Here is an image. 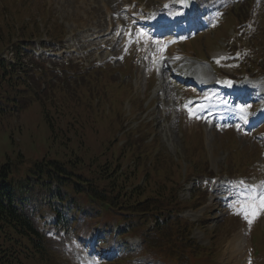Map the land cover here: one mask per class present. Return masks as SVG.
Wrapping results in <instances>:
<instances>
[{"label": "rangeland", "instance_id": "1", "mask_svg": "<svg viewBox=\"0 0 264 264\" xmlns=\"http://www.w3.org/2000/svg\"><path fill=\"white\" fill-rule=\"evenodd\" d=\"M161 1L163 0H0V15L5 19L6 17L9 19L10 15L7 9L10 8L20 22L29 9L32 8L38 23L37 29L32 30L33 36L30 37L33 44L34 42H39L40 45L45 43L55 46L57 40L52 39L53 33L56 31L55 38H57V34L61 33L60 29H64L66 37L63 39L62 45L58 44V47L63 48L65 52L55 56V58L59 59L63 58V56H74V54L70 53V50L73 44L75 48L78 47L75 43L78 42V39L75 41L77 34L102 35L101 39H96L92 42V45L97 48L102 44V39L108 38L109 34L116 40L114 46L118 39L120 40V48H116V51L125 55V58L128 57L129 61L132 58L131 63L128 61L126 65H123V61L119 60L113 62L112 65H99L104 61V56L87 59L85 55L88 52L78 50L81 57L80 60L85 64H80V66L87 68L83 73V77L69 79L60 83V86L65 90L49 88L47 91L42 92L40 88L45 107L55 106V104L59 103H79L81 97L72 85L88 83L84 85L82 90V94H86L93 89H100L98 80L101 78L103 80L102 88L110 96L107 99L104 97V101H98L99 108L95 112H93L94 106H89L93 115L99 118L98 121L107 127L111 123L110 117L115 114L113 106L117 105V100L121 95L119 90L112 88L111 85L120 87L121 92L124 89L123 94L127 95L124 98L123 95L121 96L124 99L122 107L124 111L123 117L126 120L123 122L122 132L114 133V127L111 124L110 127L113 134L120 138L123 132H129L135 138L147 140V142L154 141L155 147L157 145L159 147L158 151L161 157L163 158L164 155L169 157L170 166L181 164V176L180 178H175L178 179V184L176 189L173 190L176 197L172 200L170 208L179 209L183 207L189 209L183 216L188 217L191 222L197 221L203 214L205 215V219L199 225V229L194 227L191 230L190 238L194 239L193 247L209 244L206 247L209 249L211 244L215 246L222 240L225 244L218 253L220 257L219 264H244L247 260V250H251L249 229L255 225L259 217L256 216L253 223L249 225L241 213L238 215L237 213H232L236 206L231 205L230 201H222L225 196L224 193L220 196H217L218 192L211 193L210 196L207 195V198H205L200 193L194 194L195 190L196 192L199 191L197 190L199 189L198 186L194 187V184L201 179L198 176L204 173L208 177H218L216 174L224 175L226 173L235 176L237 174L236 166H233V168L230 166L237 160L232 159L233 156L230 155V150L236 144L241 150L252 156L250 161L254 162L252 166H249V162L247 164L245 160H242L245 164L241 168L248 169L251 167L249 169L251 177H253V173L257 177L259 176L261 180L257 183V186L264 187L263 175H259L264 170L258 167V165L264 166V156L261 155V149L264 148V117L262 116L264 112L259 106L261 99L258 98L255 103H251L257 104L259 109L252 108L243 112L249 113L245 126L241 125L240 110H229L224 107V105L227 106V103L223 100L222 94L220 95L221 103L220 101L212 102L213 97L214 100L219 99L217 92L211 90L212 87H216L218 84L217 76L215 69L212 68L208 61L206 63L204 58L209 55L211 59L218 60L226 55L224 50L226 42L224 41L220 42V47L214 50L216 47L215 42L219 37H222L223 40L225 39L227 30L225 23L204 31L200 35H195L192 40L185 33L176 37L179 42L176 41V43L173 42L171 44L168 43L171 39L153 37L154 41H151L149 38H144L145 35L141 33L151 35V29L136 25L137 21H135L134 16H139L136 14L139 13L141 6L144 8L148 7V9L154 7L160 9L159 3ZM179 3L180 0L176 1L172 6H162V14L168 15L170 13L173 17L179 15L186 19L190 13L180 9ZM186 3L187 7L191 6V13L196 12L200 8L199 0H187ZM234 9L236 7L233 0H209L207 6L201 9L203 13H198V15L202 14V17H198L196 20L189 18V22L193 23L192 30L195 31L198 28H202L197 25L199 21L208 24L213 20L209 27L211 28L218 19V14L222 15L224 12H231ZM106 10H109L111 14ZM148 20L144 18L145 24L150 26ZM9 24L8 22L0 21V53L3 52L6 48V43H9L15 34L10 29L9 35H5ZM185 24H187L186 21H181L178 25L182 26ZM120 25H123L124 29H121ZM168 26L171 28V24ZM52 27H54L55 31ZM146 30H149V32ZM121 31L124 33V38L121 35ZM126 33L128 34L127 39H125ZM181 40H184V46L182 47ZM141 44L142 46H140ZM172 44H177L179 49L170 51ZM6 55L3 53L1 56ZM174 56L179 57L173 59ZM97 57H100L101 60H98ZM95 63L99 64L94 65ZM227 66H236V64L223 67L224 75L232 77V74L226 71L228 70ZM96 67L108 68H97L93 72L92 70ZM42 68L45 70L44 66ZM176 73H179L181 78L183 73L190 77L203 76L205 78L202 80L203 85L207 87L201 92L202 94L205 93L204 98L192 102L188 100L187 103L182 102V87L175 78ZM253 83L260 84L264 88V81L260 79H256ZM30 86L32 88V85ZM184 94H190V91L186 90ZM30 96L29 92L23 95L14 94V97L21 100L25 97L30 100ZM119 105H121L120 102ZM186 105L187 107H185ZM213 107H217V110ZM38 108L36 104H33L20 117L8 114L0 121V165H6L7 157L19 158L20 154L27 159H32L34 156H44V151L41 149L45 148V146L42 141L49 136V133L47 128H44V123L46 124L47 122L45 113ZM189 110L194 113L191 117ZM218 116L223 117L219 118ZM217 117L221 122H219ZM37 119L38 122L33 123L32 120ZM254 120L256 124L252 127L251 124ZM237 121L239 122L237 123ZM78 132L80 136H83L79 137L83 142V145L80 143L83 152L81 153L82 161L93 162L102 159L103 156L100 152L102 147L105 146L102 143L104 136L97 133V131L93 132L84 128L82 132ZM118 141L123 144L122 139ZM232 142H235V144H232ZM55 155L59 158L69 159L75 157L76 152L52 149L51 156ZM33 166L34 163L24 162L18 167H12L11 183L18 197L33 202L31 207H34L35 204L51 206L52 192L43 187L33 188L34 183L40 180L37 176H34L36 181L28 179L29 173L34 170ZM67 172L68 175L64 177L68 179H71L76 174H73L70 169ZM92 175L96 177L95 173H92ZM51 176L56 177L54 173ZM192 176H196V178L189 183L188 177ZM259 177L257 180H259ZM140 181L142 184L146 183L144 177ZM137 185L135 184V186ZM67 186L60 189L61 196L63 199L66 198L65 206L75 214L78 222L83 221L84 215L78 213L79 209L74 205L73 195L68 193L71 185L67 183ZM55 188L56 185H54L53 189ZM221 188L225 189L224 187ZM254 207L257 208V206ZM238 208L241 210L247 207L240 206ZM152 209L155 213H160L167 208L155 206ZM114 213L117 217L126 218L121 211L114 210ZM145 221H152V218L147 217ZM127 222L130 224L131 218L127 217ZM151 228H153V224H151ZM259 231L260 236L255 237V239L262 246L263 232L261 229ZM141 232L145 233L146 231L141 229ZM235 236L242 237V240L245 241V246H242L243 250L241 248L240 254L231 257L228 245ZM181 243L182 241L178 244V247ZM45 250L47 255L44 264H63V261L66 260L59 253L51 251L52 253L50 254L48 245ZM189 252L190 250L185 248L183 251L171 252V255L181 256ZM71 264L80 263L72 259ZM105 264H108V261ZM256 264H264V251Z\"/></svg>", "mask_w": 264, "mask_h": 264}, {"label": "trees", "instance_id": "2", "mask_svg": "<svg viewBox=\"0 0 264 264\" xmlns=\"http://www.w3.org/2000/svg\"><path fill=\"white\" fill-rule=\"evenodd\" d=\"M246 5L247 7L240 8L237 16L230 15L227 21H223L227 24V29H235L233 37L228 36L226 31L225 38L235 41V46L244 47V50L240 49L235 52L236 54L232 51L230 61L238 65L240 72L238 74H243L245 77L250 74L264 76V0L259 7H254V2L249 6V0L246 1ZM246 55H249V59L245 58ZM218 71L221 77H224L222 70ZM15 77V74L10 73V65L0 59V97L3 88L7 93L5 104L11 101ZM98 86L100 89L91 90L87 96L82 94L81 90L79 103H59L45 107L49 114H45L47 122L44 123V128H47L49 136L42 141L45 146L41 149L44 151V156L36 157L46 164H36L33 174L40 179L43 186L50 173H56L63 176L62 181H76L86 191L114 190L115 197L121 205H124L127 213L143 205L144 198L141 196L144 194L152 203L149 211H153L152 208L158 205L166 207L174 195L173 190L178 184V179L175 178H180L182 165L170 166L169 157L167 155L161 157L159 147L158 145L155 147L154 141L147 142L135 138L129 132H123L120 138L113 134L111 124L114 133L122 132L123 122L126 120L123 117L122 107L123 98L127 95L123 94L124 89L123 92L119 91L123 98L118 95L120 98L117 100V105L113 106L115 114L110 117L111 123L107 127L102 125L98 121L99 118L91 112L89 105L94 106L93 112H95L99 108L98 101H104V97L107 99L110 95L102 88L103 82H99ZM5 104L0 109V118L9 111H19L16 105L8 110ZM41 107L44 108V105L42 104ZM32 121L37 123L38 119ZM83 128L97 131L104 136L102 143L105 146L100 152L102 159L93 162L82 161L83 142L79 137L83 136H80L78 131L82 132ZM120 139L123 140V144L119 143ZM52 149L75 151L76 156L69 159L51 156ZM68 169L73 174L76 173L71 177L72 180L64 177L68 175ZM92 173H95L96 177ZM9 177L10 165L7 164L0 168V264H44L47 255L45 247L47 243L55 244V242L47 239L45 232H48V229L44 230L41 227L43 212L29 215L23 212L24 207L19 203L26 200L18 197L16 191H13ZM143 177L146 183L139 189L135 184L140 185ZM91 180L94 183H90ZM49 190L51 191V186ZM137 209L131 213H139ZM58 218L61 219L60 216ZM62 223L64 226L66 222ZM61 246L69 247L68 241L64 240ZM59 254L63 256L62 251Z\"/></svg>", "mask_w": 264, "mask_h": 264}, {"label": "bare ground", "instance_id": "3", "mask_svg": "<svg viewBox=\"0 0 264 264\" xmlns=\"http://www.w3.org/2000/svg\"><path fill=\"white\" fill-rule=\"evenodd\" d=\"M108 13L110 12L109 10H106ZM111 14V13H109ZM132 16V15H131ZM121 28H123V25L121 26ZM124 29V28H123ZM179 49V46L176 44H172V46L170 47V51H176ZM188 81H191V79L187 78ZM221 103V101H220ZM215 110H217V107H213ZM246 115V114H245ZM243 238L240 236H235L233 238V240L229 243L228 247L230 248V256L233 257L237 254H240L241 252V248L243 250V245L245 246V241L242 240ZM248 250H247V260L244 262V264H248ZM232 260V259H231ZM237 261V260H236Z\"/></svg>", "mask_w": 264, "mask_h": 264}, {"label": "snow or ice", "instance_id": "4", "mask_svg": "<svg viewBox=\"0 0 264 264\" xmlns=\"http://www.w3.org/2000/svg\"><path fill=\"white\" fill-rule=\"evenodd\" d=\"M142 35H146L145 33H141ZM231 82H229V84H230ZM185 107H187V105L185 106ZM240 111L243 113V112H245V108H241L240 109ZM194 113H192V111L191 110H189V115H190V117L193 115ZM198 118H203V117H198ZM239 127V126H238ZM260 199V201H261V205H260V207H261V209H264V196H262V197H260L259 198ZM243 216H244V218L247 220V223L249 224V225H251L252 223H253V221H254V219L256 218V216L258 215V212L255 210V207L254 206H248L247 208H245L243 211H242V213H241Z\"/></svg>", "mask_w": 264, "mask_h": 264}]
</instances>
